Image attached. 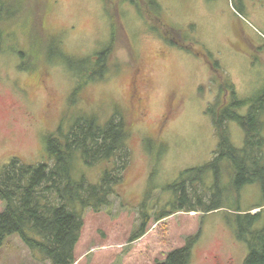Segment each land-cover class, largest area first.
Listing matches in <instances>:
<instances>
[{
	"label": "rangeland",
	"instance_id": "rangeland-1",
	"mask_svg": "<svg viewBox=\"0 0 264 264\" xmlns=\"http://www.w3.org/2000/svg\"><path fill=\"white\" fill-rule=\"evenodd\" d=\"M25 1L22 25L12 28L15 38L4 40L0 49V170L14 158L46 164L47 138L67 134L81 116L106 122L118 115L130 129L131 161L121 186L108 207L84 211L74 264L161 263L197 234L189 264H244L248 251L231 227L232 201L209 214L159 215L178 204L177 192L166 187L183 172L207 165L217 148L208 109L221 80H230L238 100L264 92V0H158L169 26L187 39L182 44L192 47L188 52L151 32L127 3L107 0V12L103 0ZM114 5L121 20V32L114 36L119 66L77 90L82 61L110 41ZM256 9L262 10L260 20ZM36 54L41 64L35 62ZM211 61L221 68L218 76ZM236 113L245 117L248 109ZM227 133L233 147L242 149L244 133L235 121L227 122ZM103 171L75 164L76 179L91 184L100 181ZM238 208H259L250 213L262 212L255 228L264 224V194L258 184L241 189ZM143 223L144 235L133 240ZM0 264L42 263L12 235L0 247Z\"/></svg>",
	"mask_w": 264,
	"mask_h": 264
},
{
	"label": "trees",
	"instance_id": "trees-1",
	"mask_svg": "<svg viewBox=\"0 0 264 264\" xmlns=\"http://www.w3.org/2000/svg\"><path fill=\"white\" fill-rule=\"evenodd\" d=\"M103 1H106L108 12V5L111 4L107 0ZM23 2L0 0V49L4 40L15 38L16 30L12 28L22 25L19 14L24 7ZM117 2L118 6L122 3L132 6L150 26L149 30L168 45L192 51L190 45L182 44L187 39L180 38L178 35L181 33L169 26L158 0ZM112 8L110 41L100 52L82 61L77 75V90L87 81L102 80L107 72L119 66L115 59L118 45L114 36L121 32V20L118 7L114 5ZM42 20L43 16L38 21L41 29ZM22 35L26 38L30 36L27 33ZM42 49L54 51L53 46H42ZM18 53L20 57L24 56L22 52ZM33 58L41 64L39 55ZM208 65L217 76L220 74L221 68L217 62L211 61ZM219 85V95L208 109L218 139L217 148L207 165L183 172L176 182L166 187L167 190L177 192L178 204L176 207L173 204V210L159 216L163 219L179 211L209 214L223 209L227 202L232 201L235 204L232 214L235 222L231 227L236 238L246 244L248 251L244 264H264V224L255 228L261 220L262 212L251 214L252 210L259 208L246 212L238 208L240 192L245 186L258 184L264 194V157L261 154L264 144L261 119L264 116V92L252 99L238 100L229 79L225 77ZM222 96L227 99L222 100ZM245 107L248 109L247 115L239 116L236 110ZM228 121H235L241 127L244 133L242 149H236L230 143ZM128 126L126 120L118 115H113L106 122H100L95 116H81L75 120L67 134L47 138L46 164H28L14 158L4 166L0 170V201L4 203V210L0 212V247L8 237L18 235L30 253L37 254L42 264H74L84 211L90 209L98 212L111 204V197L117 195V189L130 164ZM76 163L89 168L103 167L100 181L91 184L84 177L76 179ZM144 224L133 240L144 235ZM197 238L198 234L189 237L182 248L171 251L164 262L155 264H189Z\"/></svg>",
	"mask_w": 264,
	"mask_h": 264
},
{
	"label": "crops",
	"instance_id": "crops-1",
	"mask_svg": "<svg viewBox=\"0 0 264 264\" xmlns=\"http://www.w3.org/2000/svg\"><path fill=\"white\" fill-rule=\"evenodd\" d=\"M257 10V9H256ZM255 11V10H254ZM261 11L262 10H257V12L254 14V16H257V17H255V18H258V16L260 17L261 15H262V13H261ZM258 20H260L259 18H258Z\"/></svg>",
	"mask_w": 264,
	"mask_h": 264
}]
</instances>
